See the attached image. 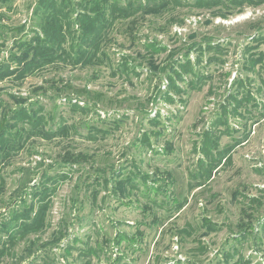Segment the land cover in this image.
<instances>
[{
  "label": "rangeland",
  "instance_id": "rangeland-1",
  "mask_svg": "<svg viewBox=\"0 0 264 264\" xmlns=\"http://www.w3.org/2000/svg\"><path fill=\"white\" fill-rule=\"evenodd\" d=\"M0 264H264V0H0Z\"/></svg>",
  "mask_w": 264,
  "mask_h": 264
},
{
  "label": "trees",
  "instance_id": "trees-1",
  "mask_svg": "<svg viewBox=\"0 0 264 264\" xmlns=\"http://www.w3.org/2000/svg\"><path fill=\"white\" fill-rule=\"evenodd\" d=\"M56 22H54V24H55ZM55 25H57V24H55ZM52 26V25H51ZM54 26V25H53ZM47 28V27H46ZM45 33V32H44ZM53 41V40H52ZM63 41V40H62ZM62 41H60V42H62ZM51 42V41H50ZM53 43V42H52ZM50 46L51 45H49V48H50ZM92 46V45H91ZM93 48V47H92ZM34 49V48H33ZM41 49V47L37 44L36 45V48L34 49L35 50V58H36V56H37V58L38 59H36L35 61H33L34 60V57H33V60H32V63H34V64H37L38 62H39V64H41V63H46L47 62V60H41V59H44L46 56H48V55H51V54H49V52L50 51H52L53 49H51L48 53H46L45 54V56H42V55H44V54H42V53H40V50ZM39 56H40V58H39ZM22 70H24V69H22Z\"/></svg>",
  "mask_w": 264,
  "mask_h": 264
}]
</instances>
